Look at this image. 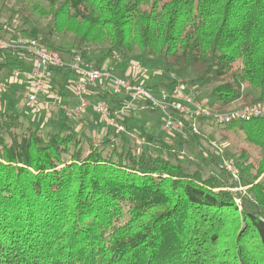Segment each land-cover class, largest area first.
<instances>
[{
    "label": "trees",
    "instance_id": "16d2710c",
    "mask_svg": "<svg viewBox=\"0 0 264 264\" xmlns=\"http://www.w3.org/2000/svg\"><path fill=\"white\" fill-rule=\"evenodd\" d=\"M47 1L53 30L78 40L71 53L90 61L93 45L107 44V58L137 49L160 58L163 76L191 71L217 111L264 105V0ZM40 42L49 44V36ZM21 53L7 52L0 71L17 65ZM106 57L94 64L101 68ZM52 71L54 79L70 73ZM109 94L100 95L114 110L120 104ZM20 111L0 112V264H264V117L216 125L221 143H243L224 156L240 168V182L210 146L226 184L205 176L196 160L193 171L171 161L176 142L144 127L155 149L132 146L131 118L122 120L124 132L111 128L112 136L86 152L76 129L44 133L36 121L22 129ZM173 115L193 144L205 140L192 130L195 120L214 124Z\"/></svg>",
    "mask_w": 264,
    "mask_h": 264
},
{
    "label": "built area",
    "instance_id": "2783aa9c",
    "mask_svg": "<svg viewBox=\"0 0 264 264\" xmlns=\"http://www.w3.org/2000/svg\"><path fill=\"white\" fill-rule=\"evenodd\" d=\"M17 51L30 55L33 62L29 69L18 66L7 75L6 79L0 78V112H4L7 107L3 101L6 93L20 88L25 107L34 116L50 114L53 108L58 107L67 117L79 118L87 109L93 107L107 128H112L116 134L124 132L125 126L119 118H123L131 106L126 105L114 112L103 99L92 103L89 97L91 87L95 86L102 94L112 93L117 96L123 94L132 98H143L152 106L160 108L165 116L163 128L167 132H171L173 128H185L184 121L177 119L173 112L183 116L184 119H210L217 126H224L237 120L264 117V105L260 103L248 104L223 112L217 111L206 100L189 94L187 84L175 74H170L171 80L176 82L172 89L162 91L160 97L153 96L148 89L136 81L139 80L137 74L145 78L148 75L160 77L165 75V70L160 68L151 70L139 62H132L129 66L131 78L125 79L111 73L107 68H98L79 53L65 58L61 53L44 46L36 38H24L12 43L0 38V53ZM114 58L118 59L119 63L122 62L118 54L114 55ZM54 67H64L75 74L73 87L77 99L76 107L69 108L61 104L60 93L53 89L54 72L52 68ZM191 128L195 134H199L195 123L191 124ZM100 143L101 140H97L94 145L99 146ZM212 146L220 156L226 151V145L221 142L214 141ZM222 163L231 178L240 182L241 171L236 162L233 159L222 157ZM223 181L226 179L223 178ZM237 190L243 191L242 186H239Z\"/></svg>",
    "mask_w": 264,
    "mask_h": 264
},
{
    "label": "rangeland",
    "instance_id": "374dc122",
    "mask_svg": "<svg viewBox=\"0 0 264 264\" xmlns=\"http://www.w3.org/2000/svg\"><path fill=\"white\" fill-rule=\"evenodd\" d=\"M50 10L51 3L47 0H0V24H8L7 31H0V37L6 39L9 43H12L24 38H37L38 40H44L46 36H49L51 45L49 43L44 46L53 50L55 48H59V53H61L62 56H64L65 58L72 57L77 52L71 53L70 51H78V40L72 33L59 34L53 30V22L51 21L50 17L46 15L50 12ZM107 49V44L91 46L90 56H92V58L90 59V61L95 63L100 57H106ZM119 57H121L122 59L121 63H119L118 59L112 56L108 58L106 57L107 64L105 65L109 67L107 68L108 71L121 78H131V74H129V66L132 62H139L151 70L159 68L163 70L166 69L165 64L160 61V58H154L137 49L126 57L122 56L121 54ZM23 58L29 60L31 59V56L25 55L23 56ZM15 68V65H10L7 69V74H9ZM127 69L129 71L126 75L125 71ZM7 74L2 76V78L6 79ZM181 74L182 75L180 76L182 79H179L183 82H187L188 87L190 88H188V93L192 94L197 98L204 99L208 103H210L209 87L196 81V77L191 71L182 72ZM137 75L139 76V80L136 81H138V83L144 86L145 88H147V86H156L151 90L149 89L152 95L156 97H160V93L162 91H165L164 85L170 84V82L172 81L170 78V74L162 77L148 75L146 78L143 77L141 74ZM160 84L163 85L159 87ZM91 88L94 92L96 90H99V88L95 86ZM15 95L17 94L15 93ZM122 96L124 98H128L129 101H127V104L129 103V105H131L128 116L131 118V126L133 128V132L126 134L132 146L137 145L140 150L155 149L154 146H151L148 142L145 141L142 133L140 132L141 128L144 127L147 134L155 135L158 138L173 139L176 142L177 152H175L174 155L167 154V156L174 163H180L188 171H193L197 166L195 164H192L191 161L196 160L197 162H200L202 164L205 176H208L210 174H217L219 178H221V180H223V178L226 179L224 183H231L230 181H228L227 176L219 171L214 161L208 155V152L211 153V151H213L210 147L212 145V142H220V136L218 133L219 128L216 125L205 122L206 124L202 126L200 124L201 122L199 123V120H195V122L193 123H195L198 127V132L204 135L205 140L201 141V145L193 144L189 142V137L184 131V128H173L171 132L165 131V129L163 128L164 120L163 118H161L164 115L160 108H156L150 105L149 102L144 100L143 98H132L131 96H126L122 94L118 95V99H120ZM123 102L126 103L125 101ZM18 105L21 108L20 116L23 122L22 129H24V127L29 124L30 120L33 121V115L27 110V108H25L23 97L19 98ZM150 107H153L154 110H150ZM94 116L96 117V119H98L96 115ZM94 116L90 115L91 118ZM80 121H76V123H79ZM53 129H57L56 126L52 127L49 124L48 127L44 128V133ZM78 132H80V134L83 135V138L86 139H83L85 146L84 148L86 152H88L91 147H95L94 144L97 140L102 141L108 136L113 135L112 131L107 128L105 124L103 128V124L101 123L100 125H96V127L86 126L80 128ZM206 141H209L210 145ZM238 146H243L241 139L238 137H233L231 145L226 146V151L221 157L229 156V153L234 154L237 151ZM109 150L110 148L107 149V151ZM252 153L255 155L256 152L252 150L251 154ZM217 157L219 160L221 159L220 156ZM242 185H244V183H242ZM237 189L238 188H232L234 192H237ZM237 201L238 203H240L241 200L237 197Z\"/></svg>",
    "mask_w": 264,
    "mask_h": 264
},
{
    "label": "crops",
    "instance_id": "0c3cea01",
    "mask_svg": "<svg viewBox=\"0 0 264 264\" xmlns=\"http://www.w3.org/2000/svg\"><path fill=\"white\" fill-rule=\"evenodd\" d=\"M6 54H7V52L0 53V63L1 64L5 63L8 60L7 59L8 55H6ZM25 55H28V54H19L18 55V57H17L18 64L15 65L16 67L20 66L24 69H29V67L31 66V64L33 62V59H32V57L29 60L24 59L23 56H25ZM112 57H114V56H112ZM106 60H107V58L102 62L101 68H109V67H107V65H105V64H107ZM8 67L9 66L5 67L4 70L0 71V78H2V76H4L5 74L8 73V71H7ZM128 71H129L128 69L125 71L126 75H127ZM9 74H7V75H9ZM74 82H75V74L71 73V72L68 74H65V75L55 76V79L53 82V89L60 93L61 104L65 105L69 108H74L77 106V99L74 95V87H73ZM55 83H56V85H55ZM20 90H21L20 88H15V89H13V91L11 90V91H8L6 93V95L3 98V101L7 104L6 110L9 108H15L17 110H21V108L18 105V100L21 97V95H20L21 91ZM15 93L17 95H15ZM100 94H102V93L99 90H96L94 92L93 89L91 88L90 97H89L90 101L92 103H94L98 99H102ZM109 97L110 98L115 97L116 100L118 99V96L114 95L112 93L109 94ZM120 99L117 100L119 102L120 106L115 108L112 111H114V112L118 111L120 108L125 107L126 105H129V103L127 104V101H129L128 98H124L122 96ZM103 100L105 101V99H103ZM123 101H125L126 103H124ZM24 106H25V101H24ZM129 111H130V109L126 111V115L123 118H119V120H121V122L126 117L130 118L128 116ZM90 115H93V116L96 115L98 119H96L95 116L91 118ZM161 118H163V120H164L165 116H163ZM32 119H33V121H36L37 124L42 125L43 128L48 127V125L50 124L52 127H55V126H56V128L72 127L74 129H76V131H78L80 128H83L86 126H92V127L95 126L96 127V125H98V124L100 125V123L103 124V128H104V123L101 122L102 121L101 117L94 111L93 107H90L89 109H87V111L82 113V115L79 118H76V117L69 118L66 116V114L60 108L57 107V108H53L50 114H41L38 116L33 115ZM33 121L30 120V122H33ZM76 121H80V122L76 123ZM79 134H80V132H79Z\"/></svg>",
    "mask_w": 264,
    "mask_h": 264
}]
</instances>
